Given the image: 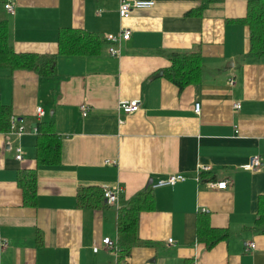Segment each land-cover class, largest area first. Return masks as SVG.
Wrapping results in <instances>:
<instances>
[{"label": "crops", "instance_id": "0c3cea01", "mask_svg": "<svg viewBox=\"0 0 264 264\" xmlns=\"http://www.w3.org/2000/svg\"><path fill=\"white\" fill-rule=\"evenodd\" d=\"M2 1L15 52H58L63 28L102 41L94 54H59L49 77L0 67V102L25 127L16 139L0 132V264H264V233L255 229L264 195V60L245 57L247 0H223L201 14L193 11L201 0H154L127 19L120 0H13V14ZM123 26L129 39L111 56L103 36ZM181 50L199 52L201 75L179 89L163 72L169 52ZM130 99H139L138 110L122 112L119 102ZM36 106L61 139L57 165L35 164ZM6 140L20 146L21 160ZM254 155L262 165L243 169ZM201 166L208 169L198 183ZM20 169H35L34 205L22 203ZM174 173L187 178L151 187ZM222 180L226 189L205 185ZM106 184L121 186L117 203L77 206L80 187ZM148 190L153 207L139 214L141 243L118 260L102 239L117 240L118 208ZM198 225L229 234L207 248Z\"/></svg>", "mask_w": 264, "mask_h": 264}, {"label": "trees", "instance_id": "16d2710c", "mask_svg": "<svg viewBox=\"0 0 264 264\" xmlns=\"http://www.w3.org/2000/svg\"><path fill=\"white\" fill-rule=\"evenodd\" d=\"M223 0H201L195 12L202 13L211 4ZM240 21L248 27L249 50L245 57L249 60H264V0H247V12ZM8 24L0 20V67L8 70H32L38 76H51L56 71L59 54H94L99 50L102 38L80 29L63 28L57 36L58 52L40 54L35 52H15L8 41ZM104 40V39H103ZM171 64L164 70V76L179 89L197 81L201 75V57L192 50L171 51ZM10 109L0 102V132H6L9 126ZM17 119V118H16ZM36 138L34 145V161L36 165H57L61 162V139L52 129L51 122H36ZM35 169H20L16 172V183L21 190L22 203L34 205ZM102 188L96 185L80 187L76 192V203L80 208H97L103 203ZM153 207L152 193L141 191L136 193L126 205L118 208L117 246L118 260L124 259L130 249L141 242L138 238V218L143 210ZM255 229L264 233V195L258 197ZM199 228V229H198ZM199 240L210 248L217 241L226 238V229H217L209 225H198ZM42 239L37 236V244Z\"/></svg>", "mask_w": 264, "mask_h": 264}, {"label": "built area", "instance_id": "2783aa9c", "mask_svg": "<svg viewBox=\"0 0 264 264\" xmlns=\"http://www.w3.org/2000/svg\"><path fill=\"white\" fill-rule=\"evenodd\" d=\"M155 2L154 0H120L119 7H118V14L122 19H127L130 17L132 12L137 9H146L151 8L154 6ZM2 8L4 11L8 14H13L14 12V5L13 0H3L2 1ZM130 36V29L126 26L121 27L117 32H109L106 33L103 36V39L105 43L107 44V52L111 56H119L120 54V48L122 45V42L129 39ZM229 83L233 84L234 80L232 77L229 78ZM234 108H239L240 104L234 103ZM118 108L124 112V113H131L134 111H137L139 108V99H130V100H122L118 104ZM81 114L85 116L88 112L89 107L85 104L80 106ZM193 110L195 113H198L200 110V102H195L193 106ZM44 115V110L41 106H36L34 108V116L35 119H41ZM25 132L24 125L16 119L15 116H9V126L8 130L6 131V135L8 137H12L16 139L20 135H22ZM6 143L11 146L14 152V158L16 160H21L22 158V150L20 146L17 143H11L10 140H6ZM1 149V148H0ZM107 164H116V160H105ZM262 165V162L260 160L259 155H254L250 158V160L242 165V168L245 170H251L254 168H259ZM208 169L207 166H201L197 168L196 176H194V179L200 183L202 181L201 173L206 171ZM187 178L182 173H174L170 174L163 178H158L154 182L151 183L152 188L156 187H163V186H171L174 185L180 181H183ZM206 186L209 187H215L217 189H226L228 186L227 180H222L218 182H212L207 181L205 182ZM103 191V198L106 200L107 203L113 204L118 202L119 194L121 192V186L119 184L115 185H103L102 187ZM102 243L107 247L108 250H110L115 258L118 257V246L115 240H111L109 237H104L102 239ZM168 243H173L172 239H168ZM6 244L5 240L0 241V248L4 247ZM249 246L251 248L254 247V243H249ZM118 264H124V262H120Z\"/></svg>", "mask_w": 264, "mask_h": 264}, {"label": "water", "instance_id": "95a60500", "mask_svg": "<svg viewBox=\"0 0 264 264\" xmlns=\"http://www.w3.org/2000/svg\"><path fill=\"white\" fill-rule=\"evenodd\" d=\"M104 201L106 202V200L104 199Z\"/></svg>", "mask_w": 264, "mask_h": 264}, {"label": "rangeland", "instance_id": "374dc122", "mask_svg": "<svg viewBox=\"0 0 264 264\" xmlns=\"http://www.w3.org/2000/svg\"><path fill=\"white\" fill-rule=\"evenodd\" d=\"M107 203V202H106Z\"/></svg>", "mask_w": 264, "mask_h": 264}]
</instances>
